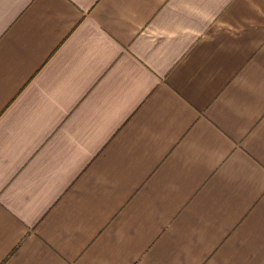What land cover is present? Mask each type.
Masks as SVG:
<instances>
[{
    "label": "crops",
    "instance_id": "obj_1",
    "mask_svg": "<svg viewBox=\"0 0 264 264\" xmlns=\"http://www.w3.org/2000/svg\"><path fill=\"white\" fill-rule=\"evenodd\" d=\"M0 264H264V0H0Z\"/></svg>",
    "mask_w": 264,
    "mask_h": 264
}]
</instances>
